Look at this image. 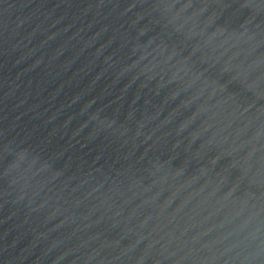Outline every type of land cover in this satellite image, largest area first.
Returning a JSON list of instances; mask_svg holds the SVG:
<instances>
[{
    "label": "water",
    "instance_id": "obj_1",
    "mask_svg": "<svg viewBox=\"0 0 264 264\" xmlns=\"http://www.w3.org/2000/svg\"><path fill=\"white\" fill-rule=\"evenodd\" d=\"M0 264H264V0H0Z\"/></svg>",
    "mask_w": 264,
    "mask_h": 264
}]
</instances>
